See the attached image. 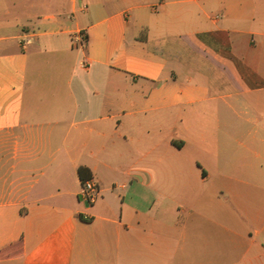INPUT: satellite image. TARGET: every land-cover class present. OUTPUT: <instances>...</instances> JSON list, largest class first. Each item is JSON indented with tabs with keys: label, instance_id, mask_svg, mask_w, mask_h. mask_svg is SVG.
<instances>
[{
	"label": "crops",
	"instance_id": "obj_1",
	"mask_svg": "<svg viewBox=\"0 0 264 264\" xmlns=\"http://www.w3.org/2000/svg\"><path fill=\"white\" fill-rule=\"evenodd\" d=\"M247 102L264 0H0V264H264V151L235 164L260 134Z\"/></svg>",
	"mask_w": 264,
	"mask_h": 264
},
{
	"label": "rangeland",
	"instance_id": "obj_2",
	"mask_svg": "<svg viewBox=\"0 0 264 264\" xmlns=\"http://www.w3.org/2000/svg\"><path fill=\"white\" fill-rule=\"evenodd\" d=\"M248 100V99H247ZM248 104V102H247ZM242 112V118H243V122L241 123V128L242 129H251L253 128V124H249L247 123L245 120L246 118H251V119H257L258 120V128H259V135L258 138L256 139H252L249 137H243L242 139V143L243 145L246 144L247 149H240V153H235L236 157H239L240 159L238 160L239 162H237V159H235V156L233 157V155H229V148L231 147V142L232 139H230L228 136H226V134L224 132H227L228 127L226 128L224 125L221 126V129L218 130L219 132V148L222 149L223 155H221V160L224 164L229 165L232 163L235 164H239L241 165V167H243V165L245 163H249L252 159H251V152L250 150L253 151H264V106H258L257 108L254 105L248 104L246 107L243 106L241 109ZM247 114V115H245ZM208 125L210 126V129L213 130L215 129L213 126L214 122H209L208 121ZM234 147H236V152H237V147H239L236 143H234ZM213 149V147H212ZM221 152V154H222ZM235 161V162H234ZM213 172L211 179L207 182V188L209 191H214L217 190V192H221L223 191V188H227L228 186H226L225 184H223L221 177H220V172L222 171H211ZM227 173H231L234 174V172L237 173H243V171H238V170H227L225 171ZM235 176H239V175H235ZM244 177V176H242ZM246 189H249V186L243 187Z\"/></svg>",
	"mask_w": 264,
	"mask_h": 264
},
{
	"label": "built area",
	"instance_id": "obj_3",
	"mask_svg": "<svg viewBox=\"0 0 264 264\" xmlns=\"http://www.w3.org/2000/svg\"><path fill=\"white\" fill-rule=\"evenodd\" d=\"M99 185L93 179H87L83 182L82 193L80 195V200L86 205L94 204L99 197Z\"/></svg>",
	"mask_w": 264,
	"mask_h": 264
},
{
	"label": "trees",
	"instance_id": "obj_4",
	"mask_svg": "<svg viewBox=\"0 0 264 264\" xmlns=\"http://www.w3.org/2000/svg\"><path fill=\"white\" fill-rule=\"evenodd\" d=\"M78 173H79V177L81 178L82 182L87 180V177L89 176V175H87V173H89V170L87 168L80 167L78 170ZM80 217L83 219L82 216H80Z\"/></svg>",
	"mask_w": 264,
	"mask_h": 264
}]
</instances>
